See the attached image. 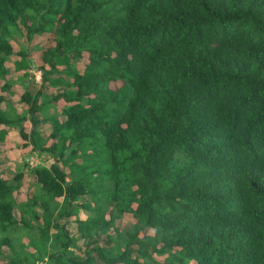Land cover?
<instances>
[{
	"label": "trees",
	"instance_id": "trees-1",
	"mask_svg": "<svg viewBox=\"0 0 264 264\" xmlns=\"http://www.w3.org/2000/svg\"><path fill=\"white\" fill-rule=\"evenodd\" d=\"M42 32L17 111L9 55ZM7 126L44 162L22 203L0 175L2 264L31 218L28 264H264V0H0Z\"/></svg>",
	"mask_w": 264,
	"mask_h": 264
},
{
	"label": "crops",
	"instance_id": "crops-1",
	"mask_svg": "<svg viewBox=\"0 0 264 264\" xmlns=\"http://www.w3.org/2000/svg\"><path fill=\"white\" fill-rule=\"evenodd\" d=\"M20 38L22 42H20ZM44 38L45 42L51 41L50 38L45 35V32L33 35L30 41L26 40L24 36H19L18 38H16V45L21 43V47L25 48L28 52L27 57L29 58V66L24 70L14 71V60L16 59V53L14 51L12 54L9 55V61L7 63L8 68H10V70L12 69L10 73V78L13 79L12 89L14 90L13 94L9 96V99L12 101L17 111H22L23 108H25V104L20 97L21 93L25 89H30L32 92H34L37 88L41 87V79L38 80L35 78L33 71L32 73L30 72V67L35 65L34 61L36 60L40 61L39 63H37V65H40L42 63V52L45 48V43L43 41ZM17 48L18 45L16 47L14 45V50L16 49L17 51ZM54 106H57L56 102L53 103V106L49 107L47 112L51 113L52 111H54ZM42 114H44L45 116V110ZM36 117H41V114H36ZM24 126L28 131L31 128V123L28 120H24ZM38 127L44 137L45 133L48 132V126H45V121L42 122L40 120V122H38ZM3 140L4 141L0 145V165L2 166L1 168L5 171H0V175L5 179L11 180L16 172H22L20 177V186L18 189H15L13 193L16 203H22L39 186L35 174L30 169L31 167L25 163V157L30 155H35L39 157V155L37 151L31 149L30 146H22L24 139L19 135L18 129L15 126L6 127V133ZM17 147L22 148L17 153L18 157L11 153V150H15V148ZM7 149L8 153H5ZM12 161L14 163V166L12 164ZM8 168L10 169V171H7ZM17 214H20L18 209ZM29 221L31 222V224H38V220L36 218H31L29 219ZM33 234L34 236L39 235V233L37 232ZM24 238L27 240L25 233H20V240H23Z\"/></svg>",
	"mask_w": 264,
	"mask_h": 264
},
{
	"label": "rangeland",
	"instance_id": "rangeland-1",
	"mask_svg": "<svg viewBox=\"0 0 264 264\" xmlns=\"http://www.w3.org/2000/svg\"><path fill=\"white\" fill-rule=\"evenodd\" d=\"M19 36H17V37H15V40H16V38H18ZM44 43H45V38H44ZM20 42H22L21 41V38H20ZM14 45H15V47L17 46L16 45V42H14ZM35 62V65H33V66H31L30 67V72L32 73V71L33 70H36V69H38L39 68V66L37 65V63H39L40 61H34ZM21 141V140H20ZM22 142V141H21ZM20 149H22L21 147H17V148H15V150H11V153L12 154H14V155H16L17 157H18V155H17V153H18V151H20ZM5 153H8V149L6 150V152ZM11 154V155H12ZM25 158H28V156H26ZM25 160V159H24ZM41 160V159H40ZM21 162V161H20ZM44 161L43 160H41V163H43ZM12 164H13V166H14V163H13V161H12ZM2 166L0 165V171H5L4 169H2L1 168ZM7 171H10V169L8 168V170ZM16 193V192H15ZM133 222V219L130 217V215H126V216H124V217H122V218H119V219H117L116 220V226H117V228L118 229H125V228H127L128 226H130V224ZM68 225V229H70L69 231L71 232V233H73L75 230H74V223H72V222H70V223H68L67 224ZM26 230H29V231H26ZM37 232V233H39L38 232V229H37V226L35 225L34 227H33V225L30 227V229L29 228H25V226H22L21 227V233L22 232H24L25 233V236H26V238H27V240L24 238L23 240L21 239V240H17V242H16V244H15V251H16V258H20V260L21 259H23L24 261H20L19 260V262L17 261V262H14L13 264H28V260H26V259H30L31 258V255H30V253H32L33 251L35 252V249H34V247L32 246V244H31V242H30V237H37V235H35L34 236V234L33 233H35V232ZM110 233L111 234H115V232H114V229H110ZM3 233H1V231H0V237H1V235H2ZM100 241L99 242H102L103 240H104V238H101V239H99ZM105 241V240H104ZM20 242H22V244L23 245H20ZM83 245V244H82ZM4 249H6V247H4ZM34 249V250H33ZM75 252H79V249L78 248H75V250H74ZM10 255H12L13 254V252H10L9 253ZM35 255L37 254V253H34ZM25 255H28V256H25ZM45 256V253L43 254V255H41V257L39 258V257H33L32 259H37V261L35 262V264H39V262L41 261V260H38V259H41L42 257H44ZM27 257V258H26ZM46 258H47V256H46ZM43 260H44V258H42ZM41 261L42 262V264H47L46 263V261L48 262V260H46L45 259V262L44 261ZM10 262V261H9ZM49 263V262H48ZM0 264H2V260H1V257H0ZM10 264V263H9ZM12 264V263H11Z\"/></svg>",
	"mask_w": 264,
	"mask_h": 264
},
{
	"label": "built area",
	"instance_id": "built-area-1",
	"mask_svg": "<svg viewBox=\"0 0 264 264\" xmlns=\"http://www.w3.org/2000/svg\"><path fill=\"white\" fill-rule=\"evenodd\" d=\"M34 76L36 79L40 80L41 79V69L38 68L36 70H33ZM26 162L28 163V165L30 167L35 166L37 164L41 163V160L38 156L35 155H30L28 156V158H26ZM39 264H42V262L40 261Z\"/></svg>",
	"mask_w": 264,
	"mask_h": 264
},
{
	"label": "clouds",
	"instance_id": "clouds-1",
	"mask_svg": "<svg viewBox=\"0 0 264 264\" xmlns=\"http://www.w3.org/2000/svg\"><path fill=\"white\" fill-rule=\"evenodd\" d=\"M38 260H41V261H42L43 259H38ZM36 261H37V260H36ZM36 261H35V262H36ZM43 261L45 262V257H44V260H43Z\"/></svg>",
	"mask_w": 264,
	"mask_h": 264
}]
</instances>
